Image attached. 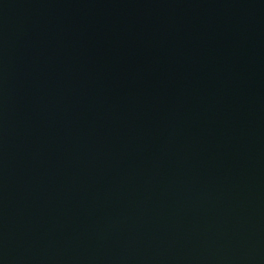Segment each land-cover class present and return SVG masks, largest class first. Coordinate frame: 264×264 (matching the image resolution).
<instances>
[{
	"label": "water",
	"instance_id": "obj_1",
	"mask_svg": "<svg viewBox=\"0 0 264 264\" xmlns=\"http://www.w3.org/2000/svg\"><path fill=\"white\" fill-rule=\"evenodd\" d=\"M0 264H264V0H0Z\"/></svg>",
	"mask_w": 264,
	"mask_h": 264
}]
</instances>
